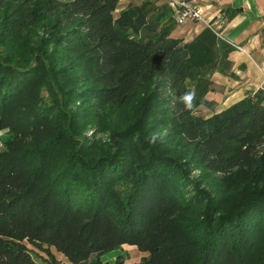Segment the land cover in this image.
<instances>
[{"label":"trees","instance_id":"trees-1","mask_svg":"<svg viewBox=\"0 0 264 264\" xmlns=\"http://www.w3.org/2000/svg\"><path fill=\"white\" fill-rule=\"evenodd\" d=\"M120 2L0 0V264H105L124 245L134 264H264V90L216 112L204 77L231 75L237 48Z\"/></svg>","mask_w":264,"mask_h":264},{"label":"crops","instance_id":"crops-1","mask_svg":"<svg viewBox=\"0 0 264 264\" xmlns=\"http://www.w3.org/2000/svg\"><path fill=\"white\" fill-rule=\"evenodd\" d=\"M199 1L201 3H199L198 0H196V3L202 14L204 12L201 6L211 4L212 8L214 7L207 12V15L209 16L205 21L213 19L218 13L224 14V11L226 10H238L236 15H234L230 21L227 20L228 24L222 30V37L224 40L242 48L240 51H235L229 56V60L232 64H234L232 66V72H235L238 76V80L234 86L237 91L234 95L239 94V98L238 100L232 102L229 97V103L216 108V112H219L241 100L247 92L264 90V0H230L228 4L223 7L211 2V0ZM144 3L146 6H141ZM129 5L141 6L143 9L150 8L156 17V20L159 21L160 27H163L165 23L171 22V17H169V14L171 13V11H169L170 4L167 0H128L125 7ZM164 9L167 10L168 16ZM255 21H260V24L256 28L255 32L249 34L244 31L242 34L239 33V37L235 38V40L230 38L231 35L239 28L247 27L250 22L252 23ZM190 24H194L195 26ZM185 25V27H182L183 29L180 31V37L176 36V39H182L184 43L192 41L206 27L205 24H195L192 22H188ZM228 26L231 27L230 31L227 30ZM179 27L180 26L176 24V35L179 34ZM169 36L174 38L173 31H171ZM240 72L241 75L238 74ZM243 86L244 90H241V87ZM217 109L219 110L217 111Z\"/></svg>","mask_w":264,"mask_h":264},{"label":"rangeland","instance_id":"rangeland-1","mask_svg":"<svg viewBox=\"0 0 264 264\" xmlns=\"http://www.w3.org/2000/svg\"><path fill=\"white\" fill-rule=\"evenodd\" d=\"M229 1L230 0H211V2L216 3L220 7L226 6V4H228ZM127 2H128V0H121L120 6H119L120 10L126 8L125 5L127 4ZM198 2L201 3L199 0H198ZM141 6L145 7L146 4L144 3ZM201 8L203 9V12H204L202 14L204 21H199V22H196L195 24H203L204 25L206 18L209 16V15H207L208 14L207 12L212 8V5L211 4L204 5V6H201ZM164 10H165V12H166V14L168 16L167 10L166 9H164ZM169 11H171V13L169 14V17H171L170 18L171 22L165 23V25L163 27L159 26L158 31L160 33H163V34L165 33V34H169V35H170L171 31H173V37L174 38H176V36L180 37V31L183 29L182 27H185L186 26L185 24L188 23V22L184 23L183 25H179L180 26L179 27V34L176 35V24L177 23H176L175 18H174L175 14H174V11H173L172 7L169 8ZM237 11H238L237 9H235L233 11L226 10V11H224V14L223 13H218L213 19L215 21L216 19L219 18L218 23H221L220 21L224 20V23H223L224 26L222 28V30H223L226 27V25L228 24L227 20L230 21L234 17V15H236ZM146 12L148 14L149 21L151 23H156V22L159 23V21L156 20V17L154 15L153 11L150 8H146ZM213 19H211V20H213ZM209 21H206V23L209 22ZM259 24H260V21H255V22H252V23L250 22L247 27L239 28L236 32H234L231 35L230 38L235 40V38L239 37L238 36L239 33L242 34L244 31L246 33H249V34L252 33V32H255V30H256V28L258 27ZM190 25H194V24H190ZM2 29H3V27L0 25V31H2ZM216 29H219V28L216 27ZM4 30H5L4 32H2V33L0 32V39L1 38H8V31H6V29H4ZM227 30L230 31L231 27L228 26ZM41 33H42V31L39 32V35H41ZM263 47H264V42H263ZM237 51H239V50L237 49ZM20 54H21V56H24L25 50H21ZM232 65H234V64H232ZM238 74L241 75V72L238 73ZM204 78H206L207 81L209 80V86L207 88V92H206V94L204 96V99L206 101H213L214 105H215V108L223 106L224 103H225L224 105L229 103L230 101L227 100L229 98V96H231L230 98H231L232 102L238 100V98H239L238 95L239 94L238 95H234L236 93V91H237L236 87H234V86L236 85V82L238 80V76H237V74L235 72H231V75H229V76L222 75V74H220L218 72H212V73L206 74V76ZM232 85H233V88H232ZM187 87L189 88V90H192L193 88L195 89L194 84H192L190 82L187 84ZM241 90H244V86L241 87ZM246 94H248V92ZM138 95H143V93L142 94L138 93ZM134 99H136V97ZM134 101L135 100H133V102ZM218 110L219 109H217V111ZM195 114H196V116L205 119V118H207V117L212 115V111H211V109H208L205 106H199L197 108ZM117 117H120V115L118 114ZM105 120H106V122L108 121V119H105ZM100 123H103V121L101 120ZM162 132H163V130H162ZM167 132L165 131L164 133L167 134ZM84 134L86 135L87 138L92 139V140L95 139V141L100 142V143L108 144L110 142V137L111 136L109 135V133H104V132L102 133V132H97V130H95V129H89ZM5 139H6V133L5 132H0V151H4L5 150V145H4ZM198 175H200V177H201V174H200L199 170H194L192 172V174H191V177L198 176ZM210 195L213 197L212 200H215L218 197L224 196V194H222V193H219V192H216V191H211V190H210ZM53 253H54L56 259L61 264H65V259L61 255L57 254L54 251H53ZM143 255L144 254L139 252L136 249V247L129 246V245H124V246L121 247L120 250H117V251H114V252H111L109 254L104 255V257H102V260L104 261L105 264H117L116 260L121 258V263L122 264H134L136 262H139L140 259L143 257Z\"/></svg>","mask_w":264,"mask_h":264},{"label":"built area","instance_id":"built-area-1","mask_svg":"<svg viewBox=\"0 0 264 264\" xmlns=\"http://www.w3.org/2000/svg\"><path fill=\"white\" fill-rule=\"evenodd\" d=\"M167 1L169 2L170 7H172L174 11L175 14L174 18L178 25H183L186 22L196 23L199 21H204L202 12L200 11L196 3V0H167ZM218 21L219 18L216 19L215 21L214 19L210 20L207 23L205 21V26L213 30L220 39L224 40V38L222 37V28L224 26L223 25L224 20L220 21L221 23H218ZM216 27H218L219 29H216ZM224 41L229 45L234 46L239 51L241 50L240 47L235 46L231 42L227 40Z\"/></svg>","mask_w":264,"mask_h":264},{"label":"clouds","instance_id":"clouds-1","mask_svg":"<svg viewBox=\"0 0 264 264\" xmlns=\"http://www.w3.org/2000/svg\"><path fill=\"white\" fill-rule=\"evenodd\" d=\"M195 97H196V91L194 88L186 92L181 97V100L183 101L186 110H192L195 107Z\"/></svg>","mask_w":264,"mask_h":264},{"label":"bare ground","instance_id":"bare-ground-1","mask_svg":"<svg viewBox=\"0 0 264 264\" xmlns=\"http://www.w3.org/2000/svg\"><path fill=\"white\" fill-rule=\"evenodd\" d=\"M232 94H233V93H232ZM229 97H231V96H229ZM224 100H225V99H224ZM227 100H228V99H227ZM227 100H226V101H227ZM224 104H225V103H224ZM224 104H223V106H224ZM220 105H221V104H220Z\"/></svg>","mask_w":264,"mask_h":264}]
</instances>
